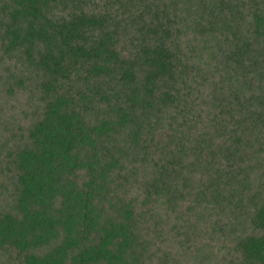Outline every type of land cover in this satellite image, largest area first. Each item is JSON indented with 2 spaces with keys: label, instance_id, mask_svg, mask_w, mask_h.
Instances as JSON below:
<instances>
[{
  "label": "trees",
  "instance_id": "obj_1",
  "mask_svg": "<svg viewBox=\"0 0 264 264\" xmlns=\"http://www.w3.org/2000/svg\"><path fill=\"white\" fill-rule=\"evenodd\" d=\"M0 264H264V0H0Z\"/></svg>",
  "mask_w": 264,
  "mask_h": 264
}]
</instances>
